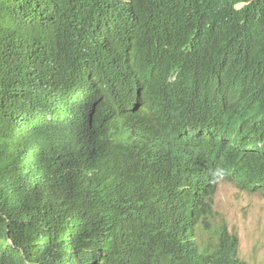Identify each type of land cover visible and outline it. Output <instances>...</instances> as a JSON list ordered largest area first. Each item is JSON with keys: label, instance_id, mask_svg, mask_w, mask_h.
<instances>
[{"label": "trees", "instance_id": "trees-1", "mask_svg": "<svg viewBox=\"0 0 264 264\" xmlns=\"http://www.w3.org/2000/svg\"><path fill=\"white\" fill-rule=\"evenodd\" d=\"M251 139L264 0H0V264H246L196 219Z\"/></svg>", "mask_w": 264, "mask_h": 264}, {"label": "rangeland", "instance_id": "rangeland-1", "mask_svg": "<svg viewBox=\"0 0 264 264\" xmlns=\"http://www.w3.org/2000/svg\"><path fill=\"white\" fill-rule=\"evenodd\" d=\"M211 199L215 222L222 221L240 237V256L249 264H264V196L223 178L218 181ZM206 235L202 231L199 238L204 239Z\"/></svg>", "mask_w": 264, "mask_h": 264}, {"label": "clouds", "instance_id": "clouds-1", "mask_svg": "<svg viewBox=\"0 0 264 264\" xmlns=\"http://www.w3.org/2000/svg\"><path fill=\"white\" fill-rule=\"evenodd\" d=\"M238 140H243V138H238ZM250 140V139H249ZM251 143H249L248 145L243 142L240 143V145L242 146H246V148L248 150H250L249 152H251L252 150H257L258 152H262L264 150V146L263 145H259L256 146L255 145V141L251 139ZM245 148V147H244ZM246 148L244 150H246ZM248 155H254L252 154H248ZM242 168V164L241 166L235 167V168H229V169H222V170H217L216 172V177H214V172H210L207 173L205 176L209 179L211 177V185L209 188V194L206 197L203 196V200L207 202V204L203 207H201L200 211H199V217L196 219V231L197 234L200 236L202 231H206V238L202 239L199 238L198 236V241L201 244V246L203 247L204 244L209 243V239H208V230H204L205 227L207 226V224L210 222L211 224H215V225H223L225 228L223 234L226 236L228 235L230 238V242L234 243V245L237 247V255L239 257V259L243 262H245L246 264H249L243 257L240 256L239 254V247H240V237L236 234L230 231V229L228 228V226L223 223L222 221H219V223L215 222V210L212 207V195L214 190L216 189L217 183L220 179H231L236 181V183L243 189L248 190L251 193H259L262 196H264V179H261L260 176L257 177H253V178H240L239 174ZM211 209L213 211V216L211 215ZM199 225H201L199 227ZM219 228V227H218ZM228 244L226 241L222 240L221 236L218 238L216 237L213 240L212 245L213 246H218L219 245V250L224 246Z\"/></svg>", "mask_w": 264, "mask_h": 264}]
</instances>
